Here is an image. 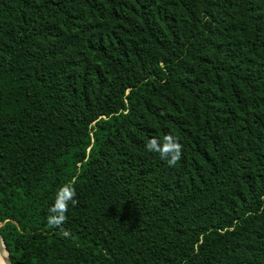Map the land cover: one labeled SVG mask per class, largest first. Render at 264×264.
<instances>
[{
    "label": "trees",
    "instance_id": "obj_1",
    "mask_svg": "<svg viewBox=\"0 0 264 264\" xmlns=\"http://www.w3.org/2000/svg\"><path fill=\"white\" fill-rule=\"evenodd\" d=\"M0 223L12 264H264V0H0Z\"/></svg>",
    "mask_w": 264,
    "mask_h": 264
},
{
    "label": "clouds",
    "instance_id": "obj_2",
    "mask_svg": "<svg viewBox=\"0 0 264 264\" xmlns=\"http://www.w3.org/2000/svg\"><path fill=\"white\" fill-rule=\"evenodd\" d=\"M144 148L148 152L157 153L162 160L169 165H174L181 155V144L172 133H165L163 136L150 137L146 140ZM76 191L72 183H62L56 189L55 197L48 206L46 222L53 227L62 225L66 219V212L69 205L76 204Z\"/></svg>",
    "mask_w": 264,
    "mask_h": 264
},
{
    "label": "water",
    "instance_id": "obj_3",
    "mask_svg": "<svg viewBox=\"0 0 264 264\" xmlns=\"http://www.w3.org/2000/svg\"><path fill=\"white\" fill-rule=\"evenodd\" d=\"M1 226H2V223H0V252L3 249V247L6 248L7 256H6V259H5V263L6 264H12V261H11L10 255H9V251H8V249L6 247L5 240H4L3 234L1 232Z\"/></svg>",
    "mask_w": 264,
    "mask_h": 264
},
{
    "label": "bare ground",
    "instance_id": "obj_4",
    "mask_svg": "<svg viewBox=\"0 0 264 264\" xmlns=\"http://www.w3.org/2000/svg\"><path fill=\"white\" fill-rule=\"evenodd\" d=\"M6 256H7V250L6 248L3 247V249L0 252V264H6L5 263Z\"/></svg>",
    "mask_w": 264,
    "mask_h": 264
}]
</instances>
